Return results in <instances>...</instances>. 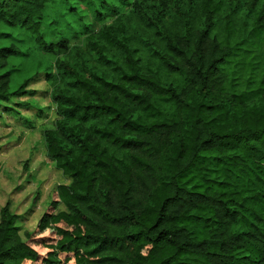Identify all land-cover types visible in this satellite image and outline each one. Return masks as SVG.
Returning a JSON list of instances; mask_svg holds the SVG:
<instances>
[{
    "label": "trees",
    "instance_id": "obj_1",
    "mask_svg": "<svg viewBox=\"0 0 264 264\" xmlns=\"http://www.w3.org/2000/svg\"><path fill=\"white\" fill-rule=\"evenodd\" d=\"M54 1L0 0V30L63 55L43 140L70 179L32 232L1 208L0 264H264V0H75L84 45L47 39ZM24 55L0 44V104L33 93Z\"/></svg>",
    "mask_w": 264,
    "mask_h": 264
},
{
    "label": "rangeland",
    "instance_id": "obj_2",
    "mask_svg": "<svg viewBox=\"0 0 264 264\" xmlns=\"http://www.w3.org/2000/svg\"><path fill=\"white\" fill-rule=\"evenodd\" d=\"M95 3L98 6L102 0H95ZM93 7L75 0H55L44 11L42 31L52 41L60 34L69 45H84L83 23L89 22L94 30L98 29ZM100 8L106 15L110 13L105 4ZM109 18L111 16H106V20ZM0 33V44H16L26 53L10 60L12 87L16 88L27 78L23 89L33 92L12 96L8 102L0 104V210L8 203L23 235L24 231L32 232L37 228L55 198L56 188L70 182L46 156L43 140L44 131L54 128L58 119L46 75L55 71V62L63 55L43 53L34 48L32 39L22 30L3 28ZM57 203L54 212L64 208L62 203Z\"/></svg>",
    "mask_w": 264,
    "mask_h": 264
}]
</instances>
